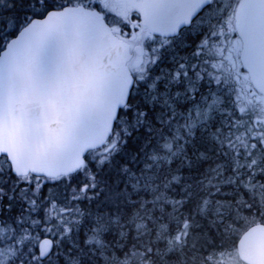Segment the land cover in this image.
I'll return each mask as SVG.
<instances>
[{"label":"snow or ice","instance_id":"6c2138e0","mask_svg":"<svg viewBox=\"0 0 264 264\" xmlns=\"http://www.w3.org/2000/svg\"><path fill=\"white\" fill-rule=\"evenodd\" d=\"M125 2L0 0V116L25 126L0 264H240L264 229V0Z\"/></svg>","mask_w":264,"mask_h":264},{"label":"water","instance_id":"95a60500","mask_svg":"<svg viewBox=\"0 0 264 264\" xmlns=\"http://www.w3.org/2000/svg\"><path fill=\"white\" fill-rule=\"evenodd\" d=\"M183 9L173 8L164 12V20L159 24L161 28H168L170 23L177 18ZM94 55L100 60L110 59L114 70L122 75L124 63L128 60L129 45L118 39L110 38L100 33L95 45ZM25 135V126L16 120L11 111L8 118L0 116V150H7L13 156L21 151ZM48 135L56 138L60 135L57 128L50 129ZM96 139L94 135H86L80 138L81 144L91 143ZM76 163L75 156L63 162L64 166ZM237 256L245 264H264V229H252L245 233L238 246Z\"/></svg>","mask_w":264,"mask_h":264},{"label":"flooded vegetation","instance_id":"af4514ba","mask_svg":"<svg viewBox=\"0 0 264 264\" xmlns=\"http://www.w3.org/2000/svg\"><path fill=\"white\" fill-rule=\"evenodd\" d=\"M137 2H138V0H126V2L123 3L122 6L119 8V11L120 12H126L129 10L131 5H133L134 3H137Z\"/></svg>","mask_w":264,"mask_h":264},{"label":"rangeland","instance_id":"374dc122","mask_svg":"<svg viewBox=\"0 0 264 264\" xmlns=\"http://www.w3.org/2000/svg\"><path fill=\"white\" fill-rule=\"evenodd\" d=\"M235 255L237 256V253H235ZM240 264H244V263H242V262L240 261Z\"/></svg>","mask_w":264,"mask_h":264}]
</instances>
